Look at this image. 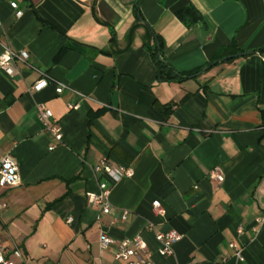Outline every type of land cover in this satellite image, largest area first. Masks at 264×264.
I'll return each instance as SVG.
<instances>
[{"label":"crops","instance_id":"0c3cea01","mask_svg":"<svg viewBox=\"0 0 264 264\" xmlns=\"http://www.w3.org/2000/svg\"><path fill=\"white\" fill-rule=\"evenodd\" d=\"M0 24V42L29 55L13 76L0 71V162L20 175L0 188V236L21 253L14 264H124L115 245L99 251L101 232L141 236L155 264H264V224L253 231L264 215V0H138V15L132 0H0ZM151 30L180 74L235 49L253 53L159 80ZM41 72L49 84L30 90ZM54 82L66 89L57 94ZM37 103L61 129L53 150ZM102 158L133 176L95 172ZM214 167L220 184L208 179ZM100 181L107 214L86 201ZM148 222L182 236L172 255L157 253Z\"/></svg>","mask_w":264,"mask_h":264},{"label":"built area","instance_id":"2783aa9c","mask_svg":"<svg viewBox=\"0 0 264 264\" xmlns=\"http://www.w3.org/2000/svg\"><path fill=\"white\" fill-rule=\"evenodd\" d=\"M9 6L14 10V15L19 18L23 11L18 8L15 1H10ZM1 25V24H0ZM3 52L0 55V71L5 73L7 76H13L16 73L15 64L25 63L29 57L28 53L24 50L14 51L8 43L0 42ZM50 79L45 73H40L37 80L33 82L30 87L32 91H40L47 87ZM55 83V92L57 94L61 93L66 86L59 82ZM80 100L87 99L88 96L82 93H77ZM69 109H77L78 104H68ZM35 110L38 119L40 120L44 131L52 139V143L49 146V150L56 148L58 144L62 142L61 129L58 125L57 120L53 117L52 111L43 103H37L35 105ZM94 171L97 173H102L107 175L113 181L118 182L122 178L132 177L134 171L131 167L126 166H114L102 158L99 163L94 167ZM208 179L217 184H220L224 180V175L219 167L212 168L208 174ZM20 183V175L18 168L14 162L9 158H4L0 162V188H7L16 186ZM98 193L88 192L86 194L87 204L91 207L101 205V212L107 214L110 211V188L105 182H98ZM152 210L156 216L163 217L165 215V210L161 205L159 200H154L152 202ZM4 208V204L0 202V210ZM70 221V218L67 220ZM264 224V215L259 216L256 219V226L253 231L257 232L259 227ZM146 230L153 232V237L157 243V253L160 256H169L173 254V245L181 239V235L174 230L167 232H156L154 231V224L148 222L146 225ZM241 232V229H239ZM115 245V250L113 252V258L116 261L122 262L124 264H155L148 254V246L143 238L139 235L133 236L131 238H124L119 241H115L105 232H101L98 239L99 251H106L110 246ZM232 250L233 256L238 260L242 261L243 257L241 254L242 249L235 243L229 244ZM17 258L21 257V253L18 248H14L11 252L5 247L3 240L0 236V264H14L10 256ZM97 264H103L102 262H97Z\"/></svg>","mask_w":264,"mask_h":264},{"label":"trees","instance_id":"16d2710c","mask_svg":"<svg viewBox=\"0 0 264 264\" xmlns=\"http://www.w3.org/2000/svg\"><path fill=\"white\" fill-rule=\"evenodd\" d=\"M134 3V11L138 15V0H132ZM151 33L155 36L153 31L151 30ZM159 46V48H158ZM239 50L235 49L233 51L228 53H222L221 55H229V54H235L238 53ZM150 53L153 58V61L156 65L157 69V76L159 80H165V81H181L190 77H193L195 74H197L199 71H201L203 68H199L196 71L188 72L185 74H180L176 72L173 67L168 63V61L163 57L162 54V42L159 39L158 36H155V43L152 47H150ZM218 59V58H216ZM209 63H207L205 66H207ZM262 117H264V112H262Z\"/></svg>","mask_w":264,"mask_h":264},{"label":"water","instance_id":"95a60500","mask_svg":"<svg viewBox=\"0 0 264 264\" xmlns=\"http://www.w3.org/2000/svg\"><path fill=\"white\" fill-rule=\"evenodd\" d=\"M158 48H159V46H158ZM252 53H253V51H243V52H238V53L231 54V55L225 56L223 58L214 60V61L210 62L207 66H204L201 72L205 71L209 66L215 65L218 62L226 61V60H229V59H234V58L242 57V56H246V55H250Z\"/></svg>","mask_w":264,"mask_h":264}]
</instances>
